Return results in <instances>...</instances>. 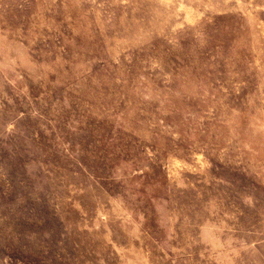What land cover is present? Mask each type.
<instances>
[{"label":"rangeland","instance_id":"obj_1","mask_svg":"<svg viewBox=\"0 0 264 264\" xmlns=\"http://www.w3.org/2000/svg\"><path fill=\"white\" fill-rule=\"evenodd\" d=\"M0 264H264V0H0Z\"/></svg>","mask_w":264,"mask_h":264}]
</instances>
